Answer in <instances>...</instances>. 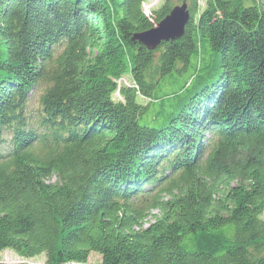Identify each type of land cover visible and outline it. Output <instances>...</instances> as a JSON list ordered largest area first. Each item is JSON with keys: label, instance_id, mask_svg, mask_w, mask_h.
Masks as SVG:
<instances>
[{"label": "trees", "instance_id": "1", "mask_svg": "<svg viewBox=\"0 0 264 264\" xmlns=\"http://www.w3.org/2000/svg\"><path fill=\"white\" fill-rule=\"evenodd\" d=\"M146 1L0 0V252L264 264L262 0H185L154 50L133 35L184 0Z\"/></svg>", "mask_w": 264, "mask_h": 264}, {"label": "water", "instance_id": "2", "mask_svg": "<svg viewBox=\"0 0 264 264\" xmlns=\"http://www.w3.org/2000/svg\"><path fill=\"white\" fill-rule=\"evenodd\" d=\"M190 19L186 1L174 5L170 11L150 29L134 34V39L147 50L156 49L162 42L180 38Z\"/></svg>", "mask_w": 264, "mask_h": 264}, {"label": "rangeland", "instance_id": "3", "mask_svg": "<svg viewBox=\"0 0 264 264\" xmlns=\"http://www.w3.org/2000/svg\"><path fill=\"white\" fill-rule=\"evenodd\" d=\"M163 1L164 0H147L146 3L143 4V9H145L147 12L151 11V10H155L163 3ZM198 3L200 4V6H203L204 0H198ZM176 4H180V3H176ZM260 4H261L262 8L264 9V0H262L260 2ZM148 29H150V28H148ZM117 82L119 84H123V83L125 84V83L129 82L128 86L129 85L135 86L134 82L132 81V79L128 75H124V76L120 77ZM118 91L119 90H116V92L113 94L114 100H121V97H120V94ZM39 93H40V90H36L30 97L29 106L32 109H36V107H37V100H38ZM139 100L143 104H145L147 102V100H144L143 98H139ZM55 180H56V178L54 176H52V177H50L49 182H54ZM155 211H157V210L152 209L153 213H155ZM262 217L264 218V213L262 214ZM0 262H5V263H9V264H15L18 262H27L29 264H43L44 258L42 255H40V256H37L35 258L25 260V259L18 257L14 251L6 249V250H3L0 252ZM88 264H101L100 255L95 253V252H92L88 258Z\"/></svg>", "mask_w": 264, "mask_h": 264}, {"label": "bare ground", "instance_id": "4", "mask_svg": "<svg viewBox=\"0 0 264 264\" xmlns=\"http://www.w3.org/2000/svg\"><path fill=\"white\" fill-rule=\"evenodd\" d=\"M184 1H185V0H184ZM186 3H187V2H186ZM144 13H145L146 16H149V15H150V11L147 12L145 9H144ZM155 25H156V23L153 24V26H155ZM136 33H137V32H136ZM133 36H134V35H133ZM132 39L135 40L134 37H132ZM135 41H137V40H135ZM137 42H138V41H137ZM138 43H139V42H138ZM142 46H143V45H142ZM117 83H118V82H117ZM118 84H119V83H118ZM128 84H129V82H127V83H125V84L123 83V84H120V85L128 86ZM0 151H2V154H3L4 149L1 148Z\"/></svg>", "mask_w": 264, "mask_h": 264}]
</instances>
